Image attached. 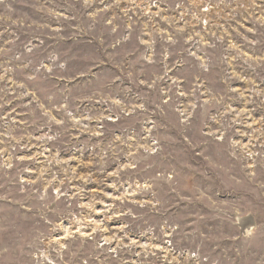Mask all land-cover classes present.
Returning a JSON list of instances; mask_svg holds the SVG:
<instances>
[{"label":"rangeland","instance_id":"1","mask_svg":"<svg viewBox=\"0 0 264 264\" xmlns=\"http://www.w3.org/2000/svg\"><path fill=\"white\" fill-rule=\"evenodd\" d=\"M0 264H264V0H0Z\"/></svg>","mask_w":264,"mask_h":264},{"label":"bare ground","instance_id":"2","mask_svg":"<svg viewBox=\"0 0 264 264\" xmlns=\"http://www.w3.org/2000/svg\"><path fill=\"white\" fill-rule=\"evenodd\" d=\"M251 221V220H250ZM249 220L247 221V222H244V221H241V226L242 227H245L246 225H248L249 224V222H250ZM248 228V227H247ZM250 228V227H249ZM251 230V228L248 230V231H250ZM247 231V232H248Z\"/></svg>","mask_w":264,"mask_h":264}]
</instances>
